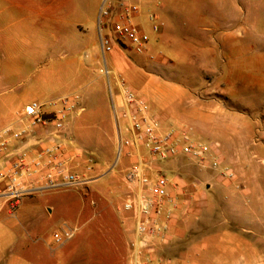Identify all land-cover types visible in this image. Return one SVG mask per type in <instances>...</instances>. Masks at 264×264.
Returning <instances> with one entry per match:
<instances>
[{
    "label": "crops",
    "instance_id": "0c3cea01",
    "mask_svg": "<svg viewBox=\"0 0 264 264\" xmlns=\"http://www.w3.org/2000/svg\"><path fill=\"white\" fill-rule=\"evenodd\" d=\"M105 2L106 0H21L17 6L23 11L32 13L37 23L41 21L44 27L40 29L23 26L15 31L13 36L8 37L6 45L3 37L0 38V63H3L8 55L22 57V54L26 53L25 55L30 56L39 54V49L49 54L61 48V53L67 57L64 66L73 71L68 82L61 85L63 90L68 92L69 96L79 97V103L82 104L96 100L99 96L102 98V106L109 113V128L105 124L106 120L101 116H98L93 124L83 125L79 122L77 126L76 133L89 144L96 141L100 152L107 142L114 144L115 138L119 146V123L122 120H117L116 111L123 107L119 78H123L132 90L146 100L149 114L158 118L161 121L162 132H167L170 128L169 121L174 120L177 114L176 104H183L186 91L180 85L173 83L176 78L172 77L171 73H176L177 70L175 68L171 70L169 64L175 62L169 59V55L157 53L156 49H163L164 46L177 52L196 51V55L192 57L205 58L207 65L204 68L190 66L187 75L207 74L214 75L212 80L234 81L237 82L238 88L244 87V91L251 96L250 100L245 99V101L239 98V104L248 110L244 112L231 108L226 98H232L233 94L226 89H214L211 92L212 96L206 100L207 107L200 98L191 102L192 107L196 108L193 113L189 112L188 116L201 124L202 131L207 128V136L214 139V151L224 158V163L237 166L238 180L221 187V202L231 209L249 198L263 203L264 176L259 172L262 170L264 159L256 161L254 159L264 154V0H112L113 6L118 7L121 3H126L136 8L131 21L147 36L148 43L145 52L137 53L131 45L122 46L114 39L113 50L106 55L108 67L112 71L110 78L101 72L104 56L99 19ZM151 14L155 15V21L150 19ZM26 18L25 15L22 20ZM248 18L249 20L253 18V25L249 27L246 24ZM115 19L114 15L104 18V29H112ZM95 24L98 25V30ZM149 24H151L150 29ZM154 24L159 25L158 31L153 30ZM4 31L5 28L0 25V34ZM40 32L43 39L41 47L37 42ZM19 41L25 49L17 48ZM33 43L36 45L34 46ZM124 50H133L136 53L135 61L124 58ZM248 50L251 54L249 56H247ZM232 53L234 60L229 62L225 60V55ZM223 64L229 67L227 73L224 69L218 71ZM190 78L193 80L199 77ZM47 82L46 79L44 87H37L31 94L13 95L8 94L6 88L0 89V131L8 126H13L15 129L24 128L27 125V118L23 112L29 103L37 101L47 105L52 101L53 96L45 89V86H48L45 85ZM167 86L174 87L176 96L169 97ZM39 99L42 101H38ZM83 108V111H86V107ZM251 109L258 115L256 119H252ZM54 110L55 108L47 105L48 113ZM72 116L73 114L70 115V119ZM74 119L81 121L78 118ZM66 133L69 135L68 139L63 136H52L50 132L37 129L38 142L34 148L40 151L54 141L61 143L65 148L68 168L71 171L78 169L86 178H90L88 175L94 168L93 159L85 153H76L67 144L68 140H73L70 122L66 125ZM219 135H224L227 139L228 150L236 142L235 136L238 135L237 139L240 138L245 148L250 150L249 153L245 152L238 158L232 156L225 159L218 148ZM132 150L134 153L131 152ZM123 151H126L128 158L125 161L126 172L138 161L139 155L148 163H153L152 159H148L143 154L142 149L138 152L132 147H126ZM35 153L33 151L31 156H35ZM113 164L106 171L102 170L105 167L95 165L97 176H109L114 180L117 174H114ZM156 168L153 165L152 168H146V172L152 176ZM215 179L221 182L222 176ZM2 189L3 184L0 183V191ZM135 194V190L131 189L127 196L128 200ZM108 195V198L112 199L111 196L114 198V185L109 188ZM193 197L198 198L197 195L196 198ZM4 204L5 200L0 198V220H6L2 215ZM133 218L129 234L134 241L136 230L134 215ZM254 220H239V229L243 232H251L252 229L248 226L260 224L258 220ZM230 221H214L212 223L214 232L211 235H218L219 241L223 244H236L224 254L234 255L240 252L241 260H245L243 247L237 241V233L227 227ZM210 231L207 230V234H210ZM211 235L207 237L205 244L198 246L192 258L193 264H200L199 261L205 264L203 259L209 257L207 249Z\"/></svg>",
    "mask_w": 264,
    "mask_h": 264
},
{
    "label": "rangeland",
    "instance_id": "374dc122",
    "mask_svg": "<svg viewBox=\"0 0 264 264\" xmlns=\"http://www.w3.org/2000/svg\"><path fill=\"white\" fill-rule=\"evenodd\" d=\"M111 1L106 0V3H112ZM18 3H21V0H0V25L5 28L0 38L3 37L5 45L8 37L13 36L15 31L23 26H34L40 29L44 27L41 21L37 23L32 13L21 10L17 6ZM25 15L27 18L23 21L22 17ZM246 24L248 27L252 26L253 18L250 20L248 18ZM94 26L98 30V25ZM148 26L150 29L151 24ZM112 31V29H103L102 35L113 43ZM39 37L37 42L41 47L42 32L39 33ZM18 43L17 48L25 49L21 41ZM33 44L36 45V43ZM156 50L157 53L162 52L169 55V59L175 62V64H169L171 70L173 68L177 70L176 73H171V76L176 78L173 83L180 85L186 91L183 104H176L177 114L174 120L169 123L166 120L170 127L169 130L179 133L186 131L191 142L208 146L213 153H216L213 146L214 139L207 136V128L202 131L201 124L188 116L189 112L193 113L196 108L192 107V100L200 98L204 101L203 105L207 107L206 100L212 96L211 92L214 89H226L233 94L232 98H226L231 108L244 112L248 110L239 104V98L243 101L250 100V93L244 91V87L238 88L237 82L212 80L214 75H187L186 72L190 66L204 68L207 65L205 58L192 57L196 55V51L194 53L187 50L177 52V50L164 46L163 49ZM61 51V48H57L54 53L48 54L39 49V54L35 53L30 56L25 55L26 53H23L22 57L8 55L3 63H0V89L6 88L8 94L13 95L31 94L37 87H44V81L47 79L48 82L45 85L48 86H45V89L53 96L52 102L69 96L61 85L68 82L73 71L64 66L63 63L67 57ZM135 54L133 50H124L123 57L135 61ZM233 55V53L232 55L226 54L225 60L233 61ZM249 55L251 54L248 50L247 56ZM223 69L227 73L228 65H221L218 71ZM192 76L199 78L192 80L190 78ZM166 89L170 98L176 96L173 86H167ZM80 104L86 107V111H76L71 119L69 117L66 120V125L68 122L71 123L73 137V140H68L67 144L76 153L89 155L93 159L94 168L97 165L105 167L102 170L106 171L114 163V174H117V177H114V180L109 176L98 177L97 169L93 168L88 175L90 178H87L90 182L85 187L27 195L21 200L14 214H10L8 207H5L2 215L6 220H0V264H135L133 240L129 234L134 218L132 212L125 209L127 196L131 192L126 181L127 153L126 151L120 153L116 138L114 144L107 142L99 152L96 141L89 144L76 133L79 122L83 125H90L98 116L106 120L105 124L108 128L110 126L109 113L102 106L101 97L98 96L96 100ZM250 114L252 119L258 117L252 109ZM74 118L81 121H75ZM237 137L238 135L235 136L236 142L228 150L227 139L224 135L218 136V148L220 153L226 157L225 159L232 156L238 158L245 152L249 153L250 150L245 148L244 143ZM131 152L134 153L133 150ZM142 152L148 159H155L153 165L164 171L171 181L178 185V188L171 190L172 197L177 201L176 207L173 208L171 204L165 208L166 210L172 208L170 234L166 241L155 240L153 242L151 252L147 249L141 255L142 264H157L161 259H172L180 264H193L192 258L198 246L205 244L207 237L214 232L212 223L221 220H231L227 227L237 233V241L241 243L246 258L241 260L240 252L234 255L224 254L236 244H223L219 241L218 235H211L207 249L209 257L206 260L203 259L204 263L264 264V202L249 198L232 209L221 202V187L238 180L236 165H226L224 158L220 157L221 169H216L212 166L213 158L208 162L209 164L202 165L184 155L174 159L159 160L145 148H142ZM250 155H252L251 152ZM257 159H264V154H260L254 160ZM227 171L233 172L235 176L230 178L223 175ZM73 172L86 178L78 169H74ZM259 173L264 176V164ZM220 175L222 181L218 182L215 178ZM113 185L114 198L112 196L111 198L114 201L108 198V190ZM252 219L258 220L260 224L248 226L252 229L251 232H243L239 229V220L250 221ZM64 228L76 229L75 236L69 241L57 242L53 234ZM207 230H211L210 234H207ZM199 263L203 264L200 261Z\"/></svg>",
    "mask_w": 264,
    "mask_h": 264
},
{
    "label": "built area",
    "instance_id": "2783aa9c",
    "mask_svg": "<svg viewBox=\"0 0 264 264\" xmlns=\"http://www.w3.org/2000/svg\"><path fill=\"white\" fill-rule=\"evenodd\" d=\"M106 3V2H105ZM133 5L121 3L118 7L108 2L104 4L100 19V40L104 56V66L101 72L108 78L112 71L108 67L106 55L113 50V43L102 35L103 20L114 15L112 24L115 42L122 46L131 45L137 53H143L148 43L147 36L132 23L135 11ZM150 19L155 21V15ZM154 31L159 25L154 24ZM119 87L123 96V107L116 111L119 123L120 153L126 147H132L140 152L145 148L159 160H169L181 155L196 160L202 165L209 164L220 168V154L214 153L208 146L191 142L186 131L183 133L169 130L162 132L161 121L149 114L148 105L137 92L132 90L123 78H119ZM48 106L55 108L51 113L46 111V104L33 101L25 106L24 116L27 125L21 129L8 126L0 131V183L3 189L0 198L5 200L10 214H14L21 200L33 193L59 189H78L89 184L90 179L71 171L67 166L65 148L54 141L42 150L34 148L37 129L50 132L52 136L69 138L66 133V120L76 111H83L79 97L66 96L59 101H51ZM17 144V145H14ZM35 151V156L31 153ZM153 160V159H152ZM155 159L153 160V162ZM153 163L145 161L141 155L126 172V181L136 194L125 204V209L133 213L136 219L135 240L132 242L135 264L140 262L141 255L147 249L151 252L155 240L166 241L171 231L172 208L177 201L172 197V188H178L168 175L156 168L154 175L146 172ZM225 176L233 178V172H224ZM1 208V206H0ZM75 230L60 229L53 234L57 242L69 241L75 236ZM157 264H180L172 259H161Z\"/></svg>",
    "mask_w": 264,
    "mask_h": 264
}]
</instances>
